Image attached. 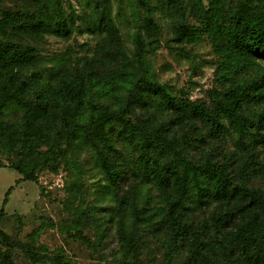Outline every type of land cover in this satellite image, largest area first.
<instances>
[{
    "label": "trees",
    "instance_id": "16d2710c",
    "mask_svg": "<svg viewBox=\"0 0 264 264\" xmlns=\"http://www.w3.org/2000/svg\"><path fill=\"white\" fill-rule=\"evenodd\" d=\"M35 1L40 18L31 20L33 23L26 32L49 29L61 34L73 32L77 23L73 4L67 12L64 0ZM139 5L150 12L154 9L152 0H139ZM157 7L172 19V40L199 43L206 37L212 44L217 56L214 108L195 101L181 104L168 84L157 80L147 58L148 44L139 29L133 34L136 60L125 69L105 75H83L75 84L54 88H33L30 77L22 71L34 57L33 46L15 40L6 29L0 31V146L9 143L12 151L22 145L28 156V162L15 165L22 175L16 183L22 179L37 181L39 171L57 172L61 168L76 175L79 183L85 168L77 151L87 146L108 181L118 185L121 171L118 156L122 151L112 130L117 125L120 133L130 135L131 141L138 137L142 170L137 173L141 180L130 201L125 196L118 197L124 208L129 207L131 216L129 222L120 220L117 229L124 253L135 249V226L165 217L179 237L185 230L183 221L210 201L228 199L240 188L254 193L246 185L234 183L227 162H216L210 156L202 161L191 157L182 141L171 138L164 122L155 125L151 118L137 114V105L175 109L189 117H202L218 134L233 131L236 145L245 149L264 145V107L260 105L264 104V0H192L191 12L199 24L180 21L179 0H157ZM112 14L111 0H99L92 18L86 22V30L113 33L117 25ZM4 16L16 23L23 19L20 12H5ZM125 51L123 48L121 53ZM246 104L258 105L248 106L255 116L245 112ZM15 114L20 117L13 121L11 117ZM0 166H3L1 158ZM143 185L158 189L161 202L151 200L154 203L151 204L144 200ZM13 188L11 185L6 192L0 217L6 214L5 205ZM233 216L229 211L218 215V226L225 228ZM43 225L32 234H37ZM235 238L240 251L232 260L228 257L226 261H211L199 253V264H264V204L259 214L236 228ZM0 241L9 247L23 245L1 227ZM29 255L36 261L49 259L54 264H72L66 256L52 255L46 247L43 251H30Z\"/></svg>",
    "mask_w": 264,
    "mask_h": 264
},
{
    "label": "rangeland",
    "instance_id": "374dc122",
    "mask_svg": "<svg viewBox=\"0 0 264 264\" xmlns=\"http://www.w3.org/2000/svg\"><path fill=\"white\" fill-rule=\"evenodd\" d=\"M98 1L64 0L67 12L71 4L77 12L72 33L49 29L31 34L25 29L33 23L31 20L40 18L36 1L0 0V31L6 29L15 40L33 46L34 57L22 69L33 88L75 84L83 75H105L125 69L136 60L133 34L139 29L148 44L147 58L157 80L167 83L181 104L195 101L215 107L217 56L206 37L199 43L172 40V19L157 7V0H152L151 12L141 7L139 0H111L116 33H90L86 22L92 18ZM191 1L179 0V19L199 24L191 12ZM5 12H20L23 19L18 23L9 21ZM123 48L127 51L121 53ZM250 105L258 106L246 104L245 112L255 116ZM136 113L151 118L155 125L164 122L171 138L182 141L191 157L202 161L210 156L216 162L230 164L234 183L246 185L254 191L253 195L240 188L228 199L210 201L183 221L185 230L179 237L165 217L135 226V249L124 253L117 229L120 220L129 222L131 216L129 207L124 208L118 197L125 196L130 201L141 180L137 173L142 170L138 137L131 141L130 135L120 133L117 125L112 130L122 151L118 156V185L108 181L87 146L77 151L85 168L79 183L76 175L64 168L57 172L43 169L37 181L22 179L16 183L22 175L15 165L28 162V156L22 145L9 151V143H5L0 146V209L8 188H14L5 205L6 214L0 217V227L23 245L9 247L0 241V264H54L49 259L36 261L30 257V251H43L45 247L52 255L66 256L72 264H199V253L217 262L228 257L232 260L239 254L235 230L259 214L264 204V145L253 149L239 147L233 131L218 134L204 118L189 117L175 109L137 105ZM19 117L15 114L11 120ZM262 124L264 127V118ZM151 186H142V198L151 204L161 202L160 191ZM225 211L234 216L225 228L219 227L216 217ZM42 223L38 233L32 234Z\"/></svg>",
    "mask_w": 264,
    "mask_h": 264
}]
</instances>
